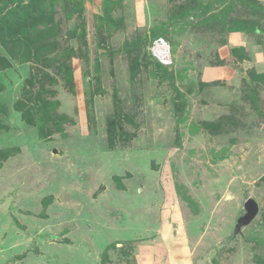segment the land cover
Here are the masks:
<instances>
[{"label": "rangeland", "instance_id": "obj_1", "mask_svg": "<svg viewBox=\"0 0 264 264\" xmlns=\"http://www.w3.org/2000/svg\"><path fill=\"white\" fill-rule=\"evenodd\" d=\"M0 16V264H264V0Z\"/></svg>", "mask_w": 264, "mask_h": 264}, {"label": "crops", "instance_id": "obj_2", "mask_svg": "<svg viewBox=\"0 0 264 264\" xmlns=\"http://www.w3.org/2000/svg\"><path fill=\"white\" fill-rule=\"evenodd\" d=\"M233 78H234V74H233ZM173 209V208H172ZM178 226V230H179V227H180V222L179 223H176ZM185 227V225L183 226V228ZM181 228H182V226H181ZM114 229H115V227H114ZM177 230V231H178ZM169 233H168V232ZM177 231H175V232H177ZM171 233H173L172 232V230H166V231H163L162 233H161V236H160V239L158 240V241H160V246H162V249L161 250H159V251H153L152 249H150V251H148L146 254H148V261H149V259H150V262H151V260H154L157 264H165L163 261H164V256H162L163 254H161L162 252L164 253V252H167L168 250H169V255H167V256H169V259H170V261H173L174 262V257L176 256V257H180V258H182V253H185L180 247H177L176 245V243H179L178 242V239H177V237H174L173 238V234L171 235ZM159 234V233H158ZM185 235V234H184ZM62 238H64L63 236H62ZM65 239V238H64ZM176 242V243H175ZM52 244H56V243H49L48 245H52ZM181 246V245H180ZM102 255V254H101ZM165 255V254H164ZM153 257H157L156 259H154ZM166 259H168V257H166ZM168 259V260H169ZM147 261V262H148ZM147 262L145 263V264H147ZM98 264H100V259H99V263ZM142 264H144V262L142 263ZM176 264H177V262H176ZM179 264V263H178Z\"/></svg>", "mask_w": 264, "mask_h": 264}, {"label": "water", "instance_id": "obj_3", "mask_svg": "<svg viewBox=\"0 0 264 264\" xmlns=\"http://www.w3.org/2000/svg\"><path fill=\"white\" fill-rule=\"evenodd\" d=\"M243 209L245 211V215L241 218L240 221L243 225H246L250 223V221L254 219L255 216L257 215L258 206L253 199L248 198L243 204Z\"/></svg>", "mask_w": 264, "mask_h": 264}, {"label": "built area", "instance_id": "obj_4", "mask_svg": "<svg viewBox=\"0 0 264 264\" xmlns=\"http://www.w3.org/2000/svg\"><path fill=\"white\" fill-rule=\"evenodd\" d=\"M150 52L152 53L154 58L155 57L159 58V61H164L165 63L168 62L167 61L169 57L168 46L163 43L162 39H159L154 42V44L150 49Z\"/></svg>", "mask_w": 264, "mask_h": 264}, {"label": "trees", "instance_id": "obj_5", "mask_svg": "<svg viewBox=\"0 0 264 264\" xmlns=\"http://www.w3.org/2000/svg\"><path fill=\"white\" fill-rule=\"evenodd\" d=\"M2 19V17L0 16V20ZM256 30H259L258 28H255L254 30H253V32H255ZM152 56V55H151ZM9 155H5L3 158H2V161L3 160H5L7 157H8ZM1 162V161H0Z\"/></svg>", "mask_w": 264, "mask_h": 264}, {"label": "clouds", "instance_id": "obj_6", "mask_svg": "<svg viewBox=\"0 0 264 264\" xmlns=\"http://www.w3.org/2000/svg\"><path fill=\"white\" fill-rule=\"evenodd\" d=\"M168 51H169V54H170V50H169V48H168Z\"/></svg>", "mask_w": 264, "mask_h": 264}]
</instances>
